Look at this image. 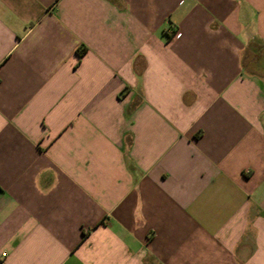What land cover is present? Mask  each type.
I'll use <instances>...</instances> for the list:
<instances>
[{
	"label": "crops",
	"instance_id": "0c3cea01",
	"mask_svg": "<svg viewBox=\"0 0 264 264\" xmlns=\"http://www.w3.org/2000/svg\"><path fill=\"white\" fill-rule=\"evenodd\" d=\"M0 264H264V0H0Z\"/></svg>",
	"mask_w": 264,
	"mask_h": 264
},
{
	"label": "trees",
	"instance_id": "16d2710c",
	"mask_svg": "<svg viewBox=\"0 0 264 264\" xmlns=\"http://www.w3.org/2000/svg\"><path fill=\"white\" fill-rule=\"evenodd\" d=\"M78 54H79V53H78ZM79 55H81V53H80Z\"/></svg>",
	"mask_w": 264,
	"mask_h": 264
},
{
	"label": "built area",
	"instance_id": "2783aa9c",
	"mask_svg": "<svg viewBox=\"0 0 264 264\" xmlns=\"http://www.w3.org/2000/svg\"><path fill=\"white\" fill-rule=\"evenodd\" d=\"M3 256H5V255H3Z\"/></svg>",
	"mask_w": 264,
	"mask_h": 264
}]
</instances>
